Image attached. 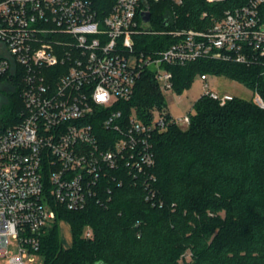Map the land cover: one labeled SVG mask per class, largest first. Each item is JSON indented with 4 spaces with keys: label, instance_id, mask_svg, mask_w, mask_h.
<instances>
[{
    "label": "built area",
    "instance_id": "2783aa9c",
    "mask_svg": "<svg viewBox=\"0 0 264 264\" xmlns=\"http://www.w3.org/2000/svg\"><path fill=\"white\" fill-rule=\"evenodd\" d=\"M186 1L0 0V81L20 88L24 105L20 121L0 119V256L10 264L40 254L56 208H86L104 180L122 186L123 178H142L148 189L153 134L171 124L187 129L194 114L177 118L165 107L149 122L135 115L128 103L148 69L163 94L175 92L169 67L264 58V0H204L208 8L192 27L181 22ZM153 8L165 14L162 30ZM145 34L171 40L144 53L137 45ZM208 76H199L203 95L221 105L233 98L209 90ZM255 101L264 108L258 94Z\"/></svg>",
    "mask_w": 264,
    "mask_h": 264
},
{
    "label": "trees",
    "instance_id": "16d2710c",
    "mask_svg": "<svg viewBox=\"0 0 264 264\" xmlns=\"http://www.w3.org/2000/svg\"><path fill=\"white\" fill-rule=\"evenodd\" d=\"M207 8L204 0H187L182 25L194 26ZM164 15L153 8L157 30ZM170 40L140 35L137 50L165 49ZM169 68L179 95L198 76L215 75L245 84L264 101V58L252 66L201 60ZM19 91L9 93L0 113L9 125L22 119ZM128 107L148 122L153 109L166 107L149 69ZM193 110L187 129L171 124L153 134L148 189L142 178H123L122 186L104 180L100 197L86 208H56V223L41 243L45 264H264V108L254 99L233 97L221 105L202 95ZM152 191L154 198L146 201ZM60 221L71 227L69 248Z\"/></svg>",
    "mask_w": 264,
    "mask_h": 264
},
{
    "label": "rangeland",
    "instance_id": "374dc122",
    "mask_svg": "<svg viewBox=\"0 0 264 264\" xmlns=\"http://www.w3.org/2000/svg\"><path fill=\"white\" fill-rule=\"evenodd\" d=\"M155 12L160 10L154 9ZM209 90L216 92L220 97L225 95H230L232 97H240L246 100L254 99L256 96L250 91L245 84L232 81L226 77H220L215 75L208 76ZM15 90L13 84L9 81H0V113L3 106L9 101V93ZM204 82L200 80L198 76L189 90L184 91L182 94H177V92L163 93L165 99V106L168 111L175 117H182L188 112L193 111V105L198 99L204 94ZM135 115L138 116L137 109L133 107ZM155 113L158 116V111ZM61 238L63 245L69 248L72 245V233L71 227L68 222H59ZM10 251L17 255L19 254V249L16 244V240L11 238ZM189 257V254H188ZM0 264H10L9 256L1 257ZM25 264H45V256L42 254H36L31 256L25 261Z\"/></svg>",
    "mask_w": 264,
    "mask_h": 264
},
{
    "label": "water",
    "instance_id": "95a60500",
    "mask_svg": "<svg viewBox=\"0 0 264 264\" xmlns=\"http://www.w3.org/2000/svg\"><path fill=\"white\" fill-rule=\"evenodd\" d=\"M150 18H151L150 13L146 12V13L143 14V20H144L145 23L150 21ZM99 264H102V263H99Z\"/></svg>",
    "mask_w": 264,
    "mask_h": 264
}]
</instances>
